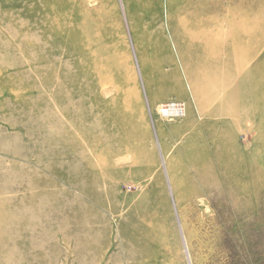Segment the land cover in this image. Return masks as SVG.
I'll return each mask as SVG.
<instances>
[{"label":"rangeland","instance_id":"374dc122","mask_svg":"<svg viewBox=\"0 0 264 264\" xmlns=\"http://www.w3.org/2000/svg\"><path fill=\"white\" fill-rule=\"evenodd\" d=\"M0 264H264V0H0Z\"/></svg>","mask_w":264,"mask_h":264},{"label":"bare ground","instance_id":"6f19581e","mask_svg":"<svg viewBox=\"0 0 264 264\" xmlns=\"http://www.w3.org/2000/svg\"><path fill=\"white\" fill-rule=\"evenodd\" d=\"M169 107V106H168ZM180 107V106H179ZM179 107H177V106H174V107H170V108H168L167 110H165L164 109V106L161 108V111L165 114V115H168V114H173V115H180L181 113H182V107L181 108H179ZM163 114V115H164ZM181 116V115H180Z\"/></svg>","mask_w":264,"mask_h":264},{"label":"built area","instance_id":"2783aa9c","mask_svg":"<svg viewBox=\"0 0 264 264\" xmlns=\"http://www.w3.org/2000/svg\"><path fill=\"white\" fill-rule=\"evenodd\" d=\"M170 107H174V106H169V107H167L165 110H167L168 108H170ZM178 107V106H177Z\"/></svg>","mask_w":264,"mask_h":264}]
</instances>
